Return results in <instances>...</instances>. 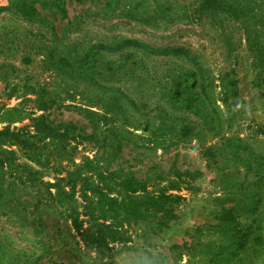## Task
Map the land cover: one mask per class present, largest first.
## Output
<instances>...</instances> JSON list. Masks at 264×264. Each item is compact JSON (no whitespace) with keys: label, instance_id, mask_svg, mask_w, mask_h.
<instances>
[{"label":"rangeland","instance_id":"374dc122","mask_svg":"<svg viewBox=\"0 0 264 264\" xmlns=\"http://www.w3.org/2000/svg\"><path fill=\"white\" fill-rule=\"evenodd\" d=\"M249 1L244 24L199 0H0V131L35 146L0 143V264H264V0ZM96 164L180 199L97 216L94 236L129 239L86 246L62 178L95 186Z\"/></svg>","mask_w":264,"mask_h":264},{"label":"trees","instance_id":"16d2710c","mask_svg":"<svg viewBox=\"0 0 264 264\" xmlns=\"http://www.w3.org/2000/svg\"><path fill=\"white\" fill-rule=\"evenodd\" d=\"M198 11L201 12H227L235 20H241L244 24H248L251 18H248L247 12L251 8L250 1L245 0L246 2L241 5V2L234 0H199ZM21 2V3H20ZM21 10H24L23 0H18ZM129 12H125L121 15H128ZM136 20V19H135ZM140 21V20H139ZM138 22V21H137ZM63 126H58L50 128L48 126L44 127V135L59 137L65 139L68 136L69 131L73 130V126H66L63 131L59 129ZM70 135V134H69ZM34 136L28 134L27 136L19 133L18 130L9 131L4 129L0 131V143H6L9 146H16L21 151H30L35 149L34 144L31 139ZM5 161L0 160V167H4ZM96 175L99 176L96 178L97 185L93 186L92 177H85L72 172H67L66 176L62 180L67 181V185L72 191H74L76 184L78 185L77 191L79 196L83 201L81 205V214H71L66 216L70 221L72 229L77 233L79 237L83 240L86 246H93L95 249L106 248V243H115V242H127L128 237L121 228H114L104 226L101 224L102 231H96L95 236L91 232L92 221H96L97 216L105 218L110 212H115L118 216H133L136 217L139 215V211H154L155 213H165L169 212L165 210L166 202H174L177 199H180L179 196H176L171 193L163 194H151L149 192H144V188H140L137 183L131 179L125 178L123 180H116L112 177V174H106L105 171L96 164ZM37 174V173H34ZM106 175V176H105ZM80 177V178H79ZM83 178V179H82ZM104 181H106L105 185ZM48 188H54V184L47 183ZM117 189V194L122 195L119 201L113 197L107 196L106 193H103V189H112V187ZM139 192L142 195H136ZM98 197L99 202H94L91 197ZM1 197V195H0ZM143 207L145 209H143ZM37 208V205L31 206L30 215H33V210ZM170 213V212H169ZM80 217H83L81 219Z\"/></svg>","mask_w":264,"mask_h":264}]
</instances>
